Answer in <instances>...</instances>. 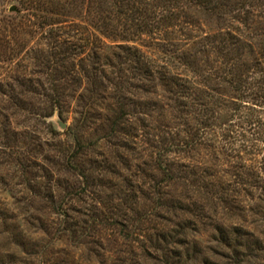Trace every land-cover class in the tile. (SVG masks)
Returning a JSON list of instances; mask_svg holds the SVG:
<instances>
[{
  "label": "rangeland",
  "instance_id": "1",
  "mask_svg": "<svg viewBox=\"0 0 264 264\" xmlns=\"http://www.w3.org/2000/svg\"><path fill=\"white\" fill-rule=\"evenodd\" d=\"M40 1L48 5L41 9L52 3L64 5L65 18L51 11L46 15L58 21L72 20L76 26L64 28L68 35L96 39L103 50L113 45L89 25L92 14L86 3ZM20 2L0 0V264H124L128 256L122 231L146 232L150 224L140 216L153 219L150 215L154 212L163 214L164 205L172 198L195 199L194 188L178 181L165 183L166 178L151 162L155 154L148 140L152 137L138 121H134L137 133L110 132L105 112L112 105L109 94L113 92L86 82L84 59L73 60L69 51L60 55L57 47H50L53 43L46 46L50 39L37 18L44 11ZM10 6H15L16 12H9ZM181 10L167 13L169 21L164 24L178 26L153 36L173 39L176 48L156 47L161 41L146 37L135 44L156 64L169 63V59L173 72L217 87L222 107L214 123L221 130L220 134H206L201 147L192 153L166 152L162 165L191 160L194 165L209 166L221 181L232 180V166L237 163L257 166L264 161V58L259 56L264 55V0H190ZM227 30L254 45L251 60L239 70L248 83L237 93L223 81L226 62L235 53L217 51L218 44L205 45L220 40ZM171 50H175L173 54ZM178 57L198 63L195 69L199 73L193 76L179 65ZM257 58L260 64H255ZM132 81L138 87L127 95L129 101H123L126 109L132 107L128 102L135 103L136 110L129 112V118L147 119L145 112L156 120L159 110L148 112L150 105L144 103L159 102L161 89ZM250 110H254L252 116ZM256 117L262 123L249 129V121ZM250 143L256 147L252 153L249 148L244 150ZM261 174L264 177V169ZM154 182L160 183L164 196L152 192ZM228 200L232 210L205 200L210 220L177 210L165 213L171 221L175 214L192 220L188 239L196 242L200 253L193 257L190 252V258H184L186 264L231 263L226 258L231 257L230 251L212 240L211 225L215 223L252 231L264 246V235L258 232L264 233V224L256 203L243 194L237 198L229 195ZM124 214L128 218L124 219ZM251 254L242 258L241 264H264L263 250Z\"/></svg>",
  "mask_w": 264,
  "mask_h": 264
},
{
  "label": "trees",
  "instance_id": "2",
  "mask_svg": "<svg viewBox=\"0 0 264 264\" xmlns=\"http://www.w3.org/2000/svg\"><path fill=\"white\" fill-rule=\"evenodd\" d=\"M69 1L67 2L68 5L75 1L86 3L88 12L92 14L91 24L89 25L98 29L101 35L110 40L113 45L105 47V51L96 44V39L92 40L89 37L82 39L76 37V35L71 36L65 33L64 28L67 26H76L72 20L58 21L57 17L46 15L47 12H52L65 18L67 14L63 13L64 5L62 3H52L46 9H41L43 8L41 6L45 7L47 3L45 4L40 0H21L20 3L44 11V13L37 15V18H39L43 32L48 34L50 39L46 46L49 47L53 43L50 47H57L60 55H64L69 51L74 56L73 60L84 59L87 62V69L83 74L86 82L91 86L103 89V92L108 90L113 92V94H109L112 105L106 108L107 111L105 112V119L110 124V132L129 136L136 132L137 125L134 121H138L140 126L147 130V134L152 137L148 140L151 142L149 145L155 154V158L152 157L151 162L155 165L154 168L166 178L165 183L178 181L187 184L194 188V193H192L196 196L195 199L192 196L177 200L169 199L167 204L164 205L166 209L163 210V214L159 212L150 213L153 219L148 215L140 216L141 220L150 224L146 228V232L137 233L123 229L122 241L125 250L127 249L125 253L128 256L126 258L128 262L124 261L126 262L124 264H148L150 261L160 264H186L190 258V252L193 257L199 254L196 242L188 239V230L193 225L192 220L175 214L173 215L175 220L171 221L165 213L168 214L177 210L182 212L183 215L190 214L197 218L210 220V217L205 213L207 209L205 200L220 202L224 204V207L226 206L225 209L232 210L233 207L229 204L230 200H228L229 195L235 198L242 194L243 196H249L250 200L254 201L261 210V221L264 224V177L261 174L264 169V161L259 162L257 166L253 163L244 165V162L243 164L236 162L237 165L232 166L233 179L228 181L219 180L217 173L209 166L194 165L190 159V162L186 163L166 161L163 164L164 166L162 165L161 158L166 152L177 150L184 154L192 153L201 147L206 134L210 132L220 134L221 130V127L214 123L217 119L215 115L218 113V109L222 107L218 97H216V95H219L217 87L212 86L207 81L192 82L181 73L173 72L174 67H169L171 64L173 65V61L169 59L167 61L170 65L164 62L165 60L162 61L164 62L163 65L156 64L135 44L141 40V37H146L155 42L160 40L161 42L155 43L156 47L164 45L163 47L176 48L178 44L172 41L173 39L168 41L153 36L172 26H178L169 22L168 25H164L165 22L169 21L167 13L174 14L172 11L175 9L182 12L181 6H187L190 0ZM213 8L216 9L217 7ZM183 23L189 24L188 22ZM44 27L48 28L47 31L44 30ZM221 36L218 41L206 42L207 38L204 39L205 45L214 47L215 44H218L217 51L222 52L223 49H226L228 54L235 53L234 57L226 62V74L224 73L226 78L223 81L229 84L231 91L237 93L240 92L243 83H248L247 79L243 77L244 74L239 70L242 66L248 64V58L251 60L254 45L250 41H242L240 36L232 34L229 30L224 31ZM246 49H249V51H246ZM174 51L171 50V54ZM245 52L249 53L245 55ZM84 54L85 58H81ZM171 54L170 57H176L171 56ZM244 56H246L245 60ZM259 56L264 58L263 54ZM177 60L179 65L190 71L193 76L195 73H199L195 69V67H198V63L191 60H182L181 57H178ZM260 62L259 58L255 60V64H260ZM72 71L75 73L74 68ZM206 74L209 77L212 76L208 72ZM201 75L202 73L199 74V76ZM217 78L221 80L222 77ZM132 80L144 82L145 84H142V87L152 88L158 86L161 89L162 94L159 102L144 103L145 107L150 105L148 112L159 110V116L156 120H153L152 115L145 112L143 114L148 116L147 119L137 117L133 120L131 117L129 118L131 115L129 112L134 114L136 110L135 103L133 101L128 102V105L132 107L126 109L127 103L123 101H129L130 99L126 98L127 95L131 94L132 89L138 87ZM250 111H252L250 113L252 116L254 110ZM178 119L179 121H177ZM252 120L248 123L249 129L256 127L257 123H262L260 118L257 117L255 121ZM240 128L244 131L242 127ZM240 137L244 138L245 135L240 134ZM167 141L168 146L165 145ZM247 148L250 149V153L256 149L255 145L251 143L244 150H247ZM159 184L154 182L151 188L152 192L164 196L165 192H160ZM159 206L163 205L160 204ZM122 216L124 219L128 218L125 214ZM211 227L214 231L212 240L230 251L231 257L226 256V258L231 259L229 264H241L243 262L242 258L251 257L252 252L264 251L261 240L252 231L238 226L224 228L216 223ZM258 232L264 235L261 231ZM244 251L250 253L244 255ZM184 258L187 260L185 261ZM204 263L212 264L209 261Z\"/></svg>",
  "mask_w": 264,
  "mask_h": 264
},
{
  "label": "water",
  "instance_id": "3",
  "mask_svg": "<svg viewBox=\"0 0 264 264\" xmlns=\"http://www.w3.org/2000/svg\"><path fill=\"white\" fill-rule=\"evenodd\" d=\"M8 11L9 12H16V7L15 6H10Z\"/></svg>",
  "mask_w": 264,
  "mask_h": 264
}]
</instances>
